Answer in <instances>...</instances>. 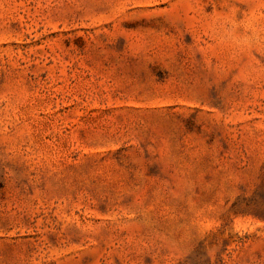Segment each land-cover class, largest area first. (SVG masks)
<instances>
[{"label": "rangeland", "instance_id": "374dc122", "mask_svg": "<svg viewBox=\"0 0 264 264\" xmlns=\"http://www.w3.org/2000/svg\"><path fill=\"white\" fill-rule=\"evenodd\" d=\"M0 264H264V0H0Z\"/></svg>", "mask_w": 264, "mask_h": 264}]
</instances>
